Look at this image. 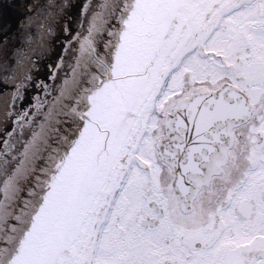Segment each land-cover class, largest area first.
I'll list each match as a JSON object with an SVG mask.
<instances>
[{
    "label": "snow or ice",
    "instance_id": "snow-or-ice-1",
    "mask_svg": "<svg viewBox=\"0 0 264 264\" xmlns=\"http://www.w3.org/2000/svg\"><path fill=\"white\" fill-rule=\"evenodd\" d=\"M0 264H264V0H0Z\"/></svg>",
    "mask_w": 264,
    "mask_h": 264
}]
</instances>
